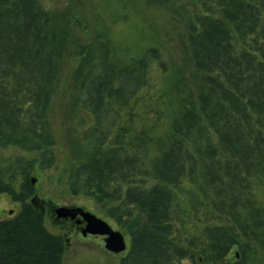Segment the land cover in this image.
Returning <instances> with one entry per match:
<instances>
[{"label":"trees","instance_id":"1","mask_svg":"<svg viewBox=\"0 0 264 264\" xmlns=\"http://www.w3.org/2000/svg\"><path fill=\"white\" fill-rule=\"evenodd\" d=\"M148 4L179 18L190 72L153 48L121 64L105 47L96 66L83 55L72 109L88 154L69 192L124 230L120 264H251L264 254V0ZM69 46L37 0H0V148L37 155L0 169L19 205L0 220V264L63 261L31 174L54 162L48 111ZM152 62L167 74L154 95Z\"/></svg>","mask_w":264,"mask_h":264},{"label":"rangeland","instance_id":"2","mask_svg":"<svg viewBox=\"0 0 264 264\" xmlns=\"http://www.w3.org/2000/svg\"><path fill=\"white\" fill-rule=\"evenodd\" d=\"M37 1L53 16L59 29L66 32L70 43V56L63 58L60 63L59 80L53 89L48 111L54 140L51 148L54 162L50 168L35 170L31 174L35 179L33 184L37 196L44 200L50 199L53 205V214L48 213L49 211L46 213L45 226L51 233L65 239L66 248L61 264H120L126 251L119 254L108 252L104 248V237L100 235L83 237L80 234L64 233L54 215L57 207L84 208L105 220L112 229L120 231L128 245L129 240L124 230L98 213L91 199L75 197L68 189L74 166L88 154L81 139L83 128L77 126L80 118L86 120L85 115L72 109L77 95L76 85L72 83V73L86 54L92 65L96 66L105 48L109 59L117 64L130 58L143 57L149 49H157L164 62H175L189 73L187 53L182 45L183 25L178 17L172 16L164 7L150 5L148 0ZM166 75L161 72L157 63L152 62L147 92L151 95L158 93ZM18 157L33 159L37 155L16 146L0 148V169ZM18 207L6 195H0V220L15 216ZM251 264H264V254L259 253Z\"/></svg>","mask_w":264,"mask_h":264},{"label":"water","instance_id":"3","mask_svg":"<svg viewBox=\"0 0 264 264\" xmlns=\"http://www.w3.org/2000/svg\"><path fill=\"white\" fill-rule=\"evenodd\" d=\"M35 179H32V183ZM54 215L57 219H74L80 216L85 222V227L82 229L83 236L100 235L104 237V248L113 254H119L127 250V244L124 235L112 229V227L103 219L97 217L95 214L85 210L84 208L75 206H62L54 210Z\"/></svg>","mask_w":264,"mask_h":264},{"label":"flooded vegetation","instance_id":"4","mask_svg":"<svg viewBox=\"0 0 264 264\" xmlns=\"http://www.w3.org/2000/svg\"><path fill=\"white\" fill-rule=\"evenodd\" d=\"M58 225L64 233H74V234H81L82 229L85 227V222H83L80 216H77L74 219H57ZM89 235V234H88ZM87 235V236H88ZM83 236V235H82ZM86 237V236H83Z\"/></svg>","mask_w":264,"mask_h":264}]
</instances>
